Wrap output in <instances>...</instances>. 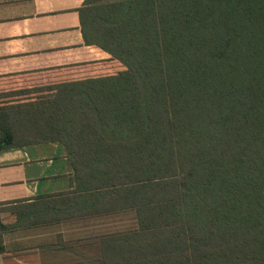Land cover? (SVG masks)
<instances>
[{"label": "trees", "instance_id": "trees-1", "mask_svg": "<svg viewBox=\"0 0 264 264\" xmlns=\"http://www.w3.org/2000/svg\"><path fill=\"white\" fill-rule=\"evenodd\" d=\"M97 3L81 31L109 58L0 77V154L61 144V196L135 211L105 241L135 259L264 264V0Z\"/></svg>", "mask_w": 264, "mask_h": 264}, {"label": "crops", "instance_id": "crops-1", "mask_svg": "<svg viewBox=\"0 0 264 264\" xmlns=\"http://www.w3.org/2000/svg\"><path fill=\"white\" fill-rule=\"evenodd\" d=\"M86 1L0 0V77L109 58L85 45L79 11ZM75 188L59 143L0 154V264H152L135 259L133 248L110 243L138 229L135 211L77 214L61 196Z\"/></svg>", "mask_w": 264, "mask_h": 264}]
</instances>
